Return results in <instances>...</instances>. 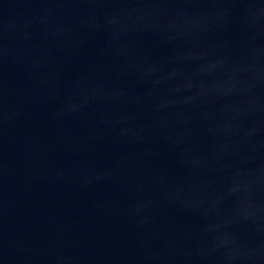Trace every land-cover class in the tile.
<instances>
[{
	"label": "water",
	"instance_id": "1",
	"mask_svg": "<svg viewBox=\"0 0 264 264\" xmlns=\"http://www.w3.org/2000/svg\"><path fill=\"white\" fill-rule=\"evenodd\" d=\"M0 264H264V0H0Z\"/></svg>",
	"mask_w": 264,
	"mask_h": 264
}]
</instances>
